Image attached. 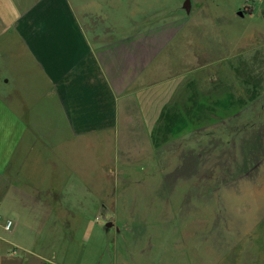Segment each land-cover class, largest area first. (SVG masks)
Here are the masks:
<instances>
[{
  "label": "rangeland",
  "instance_id": "rangeland-1",
  "mask_svg": "<svg viewBox=\"0 0 264 264\" xmlns=\"http://www.w3.org/2000/svg\"><path fill=\"white\" fill-rule=\"evenodd\" d=\"M184 1L115 0L85 21L68 0L67 25L107 51L83 69L68 55L54 87L82 133L36 151L73 173L66 264H264V32L243 0Z\"/></svg>",
  "mask_w": 264,
  "mask_h": 264
},
{
  "label": "crops",
  "instance_id": "crops-1",
  "mask_svg": "<svg viewBox=\"0 0 264 264\" xmlns=\"http://www.w3.org/2000/svg\"><path fill=\"white\" fill-rule=\"evenodd\" d=\"M67 4L68 0H0V216L12 221V238L0 236V264H66L77 258L68 252L65 234L60 235L68 225L66 206L59 202L72 196V192L67 194V179L73 173L68 174L67 161L41 157L36 151L58 147L48 133H82L81 111L67 110L54 87L64 85L60 79L68 55H76L79 62L75 66L83 69L79 65L90 61L88 55L107 50L92 45L94 35L81 25H67L66 15H71ZM74 5L81 20L94 14L108 20L104 16L113 12L115 0H74ZM245 5L250 6L249 13L239 16L254 20L264 32V0H243L238 7ZM49 16L59 25L30 28L32 21L36 26L50 22ZM57 71H63L62 75ZM9 87L11 93L7 94ZM74 166L79 167V159ZM78 178L81 188V176ZM47 198L58 200L56 206H49ZM49 229L53 231L51 247L42 248L43 230ZM1 231L4 233L0 225ZM10 247L20 254L6 256Z\"/></svg>",
  "mask_w": 264,
  "mask_h": 264
},
{
  "label": "built area",
  "instance_id": "built-area-1",
  "mask_svg": "<svg viewBox=\"0 0 264 264\" xmlns=\"http://www.w3.org/2000/svg\"><path fill=\"white\" fill-rule=\"evenodd\" d=\"M0 225L2 226V228L5 231H10V229L12 227V221H10V220H2V218L0 216ZM16 255H17V252H16V248L15 247H10L8 249V251L6 252V256H9V257H15ZM2 256L3 255L0 252V262H1Z\"/></svg>",
  "mask_w": 264,
  "mask_h": 264
},
{
  "label": "water",
  "instance_id": "water-1",
  "mask_svg": "<svg viewBox=\"0 0 264 264\" xmlns=\"http://www.w3.org/2000/svg\"><path fill=\"white\" fill-rule=\"evenodd\" d=\"M183 7H184L186 13H188L190 11V0H185L183 2ZM238 15H242V12L239 11ZM106 226L110 227V223H107Z\"/></svg>",
  "mask_w": 264,
  "mask_h": 264
}]
</instances>
